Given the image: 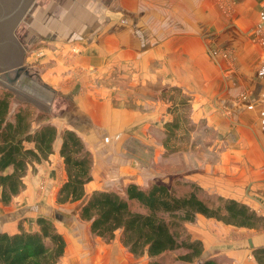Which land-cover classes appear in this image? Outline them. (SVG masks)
I'll list each match as a JSON object with an SVG mask.
<instances>
[{"label": "crops", "instance_id": "obj_1", "mask_svg": "<svg viewBox=\"0 0 264 264\" xmlns=\"http://www.w3.org/2000/svg\"><path fill=\"white\" fill-rule=\"evenodd\" d=\"M75 3H83L85 7L78 14L76 11L69 23L65 12H61L54 29H62V35L56 30L50 39L75 45L73 55H69L68 47L59 53L60 60L66 53L64 65L61 61V91L71 106L62 120L64 128L53 125L58 130L75 131L93 156L92 180L85 186V196L80 201L84 203L92 191L103 188L98 183L103 175L105 178L111 173L119 174L123 185L141 183L135 167L116 168L117 156L124 157V151L119 148L128 136L139 137L141 129L145 134L143 126L149 128L162 115L164 118L166 107L176 109L178 102L170 99V104L166 103L167 93L174 92L180 97L194 95L190 103L205 104L204 112L210 114L212 121L235 125L237 142L230 143L221 157L238 154L241 163L236 166L224 159L212 172H223L225 177L206 179V183L228 191L241 187V203L263 207L264 0H78ZM198 92L203 98L200 103L196 102ZM240 94L245 95L241 100L237 99ZM216 104H224L222 108H225L221 110ZM193 109L194 114L197 106ZM60 144L57 137L48 160L35 164L34 171H27L24 190L10 205L0 204V232H17L20 220H27L24 226L28 229L26 223L31 217L34 220L45 217L50 205L59 206L55 194L65 181ZM237 171L241 177L236 180L230 174ZM207 221L211 220L201 216L195 219L197 225L203 228L207 225L209 232L196 227L189 231L193 239L202 242L203 254L215 249L211 240L216 242L222 230L218 222ZM30 229L36 231L37 226L31 223ZM255 237L241 232L239 243L224 250L216 248V253L207 258L224 253L234 259L240 257L241 264H255L251 252L264 246V241ZM64 240V255L57 264H74L68 252L78 247L71 243L68 247V241ZM113 245L117 248L96 250L97 256L91 263L97 264L95 261L102 255L108 258L103 264L141 263L125 252L120 242Z\"/></svg>", "mask_w": 264, "mask_h": 264}, {"label": "trees", "instance_id": "obj_2", "mask_svg": "<svg viewBox=\"0 0 264 264\" xmlns=\"http://www.w3.org/2000/svg\"><path fill=\"white\" fill-rule=\"evenodd\" d=\"M13 102L10 91L0 93V204L9 206L24 190L27 171H34L35 164L48 160L57 137L61 141L59 157L65 181L56 191L55 203L83 199L93 168V156L84 141L73 130H58L49 114L34 105ZM164 125L169 136L178 128L176 118ZM166 143L165 138L163 144ZM197 216L226 226L264 231V216L233 199H211L193 183L167 186L152 182L141 187L130 182L122 192L95 190L78 211L79 219L88 223L91 236L106 243L117 236L130 255L146 257L147 264H189L199 260L202 242L193 239L186 229ZM36 225L37 230L29 232L19 222L17 232H0V264L58 263L65 251L63 236L45 217H38ZM174 252L178 256L173 262L161 261ZM251 255L256 264H264V246L254 248ZM203 264L213 262L205 260Z\"/></svg>", "mask_w": 264, "mask_h": 264}, {"label": "rangeland", "instance_id": "obj_3", "mask_svg": "<svg viewBox=\"0 0 264 264\" xmlns=\"http://www.w3.org/2000/svg\"><path fill=\"white\" fill-rule=\"evenodd\" d=\"M77 1L78 0H32L24 10H22L23 12L21 11L10 24V30L15 40L21 45V56L17 67L21 66L29 75L25 76L21 73L19 80L10 85L9 89H12L9 91L13 94V103L34 104V107L37 109L48 113L50 122L57 125L60 129L62 127L64 128L63 119L71 104H68L67 97L65 98V94L61 91V76L63 73L62 62L64 65V56L66 53L61 60L59 59V53L60 51L63 52L62 50L68 47L70 55L73 53V47L75 45L69 44V46L67 43L61 44L51 39L56 30L62 35V29H54V23L55 20H57L56 17L60 18L61 12H65L64 16L69 23L70 19L76 14V11L78 14V11L85 7L83 3H75ZM52 12H55V14L48 17V14ZM67 32L68 30H66V33ZM14 64L15 61L0 69V93L7 90L9 84L7 79L1 74L8 71L9 77H11ZM166 96V99H169L166 103L170 104V99H173L178 103L184 102V104H178L176 109L167 104L168 107H166L165 117L163 118L162 115L159 122L150 125L149 128L148 126H143L145 134H143L141 129V137L137 134L135 128V135L137 134L140 138L128 136V138L122 142V147L119 148V151H124V157L117 156L118 161L117 165H115L116 168L120 166L135 167L137 176L141 182L139 186L141 187H147L152 182L163 183L167 186L193 183L211 199L224 197L241 203V187L233 188V191H228L223 188L216 189V184L206 183V179H219L225 177L223 172H212L213 167L216 165L219 166L223 163L224 159L229 163L231 161V164L236 166L241 163V158L238 157V154H236L235 157H221V154L227 151V146L230 143L237 142L235 125L220 121L218 124L217 121H212L210 119L211 116L210 118L208 117L210 114L207 115L204 112L205 104L190 103V99L195 98L194 95H182V97H180L179 93L168 92ZM200 96H202V93L198 92L196 100L198 103L203 99ZM244 96V94H240L237 99L241 100ZM193 105L197 106V111L194 114ZM216 105L221 110L225 108H222L224 104H222V106L221 104ZM174 118H176L178 122V128L174 131V135H166L164 124L171 122ZM165 138L167 142L166 145L163 144ZM121 159L125 161L121 162ZM230 175L234 177L233 179L237 180L241 177V172H233ZM122 180L123 178L116 173H111L105 178L103 175V178H100L98 182L103 185V188L99 190L122 192L125 186ZM179 189L187 190V187L179 186ZM82 205L83 201L59 206L50 205L49 207L51 208L47 209V214L45 216V218L52 222L63 238H66L68 247L69 243L78 247V249H69L68 252V258L71 257V261L73 260L74 264H78V262L80 264H90L94 257L96 258L97 256L95 255L96 250L103 251L101 247L107 249L108 246H111L112 249H116L117 247L113 244L118 245L119 243L118 239H115L116 243L113 241L106 243L99 238L91 236L88 230V224L81 221L78 217V211ZM249 207L256 213L264 214V206L256 205L254 208L250 205ZM34 218L35 217H31L30 221L26 223L28 229H25L24 226L27 220L19 221L24 230L29 232L32 230L30 229L31 223L36 225V219L34 220ZM207 222L214 223L218 221L211 220ZM203 223L205 222L203 221ZM188 225H186L188 232H192V228L194 227H196L197 230L209 232L207 225H204L205 228H203L197 225L195 221L190 224V226ZM217 225H219L222 230L218 233H221L220 236L215 238L217 239L216 242H212L211 240V244L215 246V249L212 250L210 248L199 260L189 264H203L205 260H211L213 264H241L240 257L234 259L224 255V253L207 258L216 253V248L224 250L225 248L239 243L241 240V232L249 237L255 235L256 240L261 238V241H264V231H241V228L233 226L225 227L221 222H218ZM217 231L219 230L217 229ZM258 234L262 235L259 236ZM255 245L257 246L258 244ZM123 250L127 252L125 248H123ZM229 250L230 249L227 251ZM176 256H178L177 252L170 253L162 257L161 261L164 263L173 262ZM68 258L66 257L67 260ZM105 258L107 257L102 255L95 263H106L108 258L106 260ZM134 260L141 261L140 264H147V258L140 257L134 258ZM143 261H145V263H143Z\"/></svg>", "mask_w": 264, "mask_h": 264}, {"label": "water", "instance_id": "obj_4", "mask_svg": "<svg viewBox=\"0 0 264 264\" xmlns=\"http://www.w3.org/2000/svg\"><path fill=\"white\" fill-rule=\"evenodd\" d=\"M31 1L32 0H0V69L15 61L11 77H9L8 71L1 74L9 83L7 91L12 89H9L10 85L19 80L21 73L25 76H29L24 68L21 66L17 67L21 56V45L15 40L10 30V24Z\"/></svg>", "mask_w": 264, "mask_h": 264}]
</instances>
